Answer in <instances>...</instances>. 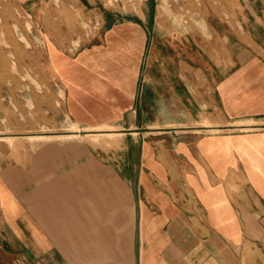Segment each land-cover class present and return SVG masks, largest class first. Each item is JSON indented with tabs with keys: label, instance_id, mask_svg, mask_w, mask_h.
Instances as JSON below:
<instances>
[{
	"label": "crops",
	"instance_id": "obj_1",
	"mask_svg": "<svg viewBox=\"0 0 264 264\" xmlns=\"http://www.w3.org/2000/svg\"><path fill=\"white\" fill-rule=\"evenodd\" d=\"M40 3L47 58L73 106L90 107L98 83L116 95L110 123L121 128L84 136L127 139L130 194L113 196L106 165L102 195L91 178L82 198L79 175L73 198L42 186L9 229L22 231L21 249L1 242L0 264H264V50L194 20L191 0L100 13L91 0ZM72 132L82 136H59ZM6 199L13 225L17 201Z\"/></svg>",
	"mask_w": 264,
	"mask_h": 264
},
{
	"label": "rangeland",
	"instance_id": "obj_2",
	"mask_svg": "<svg viewBox=\"0 0 264 264\" xmlns=\"http://www.w3.org/2000/svg\"><path fill=\"white\" fill-rule=\"evenodd\" d=\"M91 1L99 13L100 10L123 5L128 8L136 2ZM173 1L183 4L184 0ZM191 2L194 20L207 17L210 25L221 34L235 31L241 34L244 41L251 42L253 39L264 50V0ZM40 8V0H0V137H14L12 142L0 140V199L3 197V201H7L6 198H14L18 213L17 220L11 225L7 219L12 218L13 212L0 204V218L3 219L0 220V231L3 233L0 243L18 246L17 249H21L22 231H16L19 235H15L9 229L21 227L18 217L21 218L22 213L29 210L34 198L39 199L42 186L47 188L49 185L55 194L53 200L58 198L61 201L62 197L73 198L79 194L78 187L73 188V184L77 186L73 180L80 177V196L83 198L84 193L88 195V182L92 178L96 182L98 195H102L105 181L103 165H106L112 167L107 179L112 181L113 196L126 195L125 189L129 193L123 181L129 177L121 178L126 174L120 172L129 158L127 139L122 135L112 140L106 137L108 141L98 144L90 136H84L88 130L121 128L110 123L112 101L116 95L113 90L98 83L96 101L90 107L79 109L73 106L74 102L69 100L54 70V62L47 58L46 32L41 29ZM60 15L61 19L70 20L64 17L67 14L60 12ZM51 29L56 31V24L50 26ZM76 128L81 130L82 136L42 140L28 137L65 134ZM133 151L138 153L136 147ZM93 166L96 172L90 173L89 169ZM108 175L111 177L108 178ZM121 186H124L125 192H122ZM43 198L45 207H49L52 199ZM41 205L39 202L36 204L37 215ZM5 206L10 208L9 204ZM125 216L126 213L116 211L114 222L119 223ZM26 242L36 244L34 236H28Z\"/></svg>",
	"mask_w": 264,
	"mask_h": 264
},
{
	"label": "bare ground",
	"instance_id": "obj_3",
	"mask_svg": "<svg viewBox=\"0 0 264 264\" xmlns=\"http://www.w3.org/2000/svg\"><path fill=\"white\" fill-rule=\"evenodd\" d=\"M206 122V121H205ZM76 129H78V128H76ZM73 131L75 130V129H72ZM76 134H78V133H76V132H72V133H69V134H66V135H64V136H62L63 138L64 137H66V138H73V137H76ZM109 135H112L113 136V134H109ZM28 137L31 139V140H34V139H36V140H42V139H50V138H52V137H61V136H59V134H57V135H51V134H38V135H28ZM93 137L94 138H97L98 137V135H93ZM13 139H14V137H10V136H1L0 137V140H5V141H9V142H12L13 141Z\"/></svg>",
	"mask_w": 264,
	"mask_h": 264
}]
</instances>
